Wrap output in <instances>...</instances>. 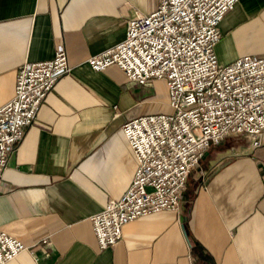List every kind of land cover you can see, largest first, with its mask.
I'll return each instance as SVG.
<instances>
[{
	"label": "crops",
	"instance_id": "1",
	"mask_svg": "<svg viewBox=\"0 0 264 264\" xmlns=\"http://www.w3.org/2000/svg\"><path fill=\"white\" fill-rule=\"evenodd\" d=\"M219 22V61L264 52V0H236ZM157 0H0V104L19 65L63 44L70 72L46 93L8 152L0 178V229L21 238L8 264H264V142L243 133L210 144L175 209L124 222L100 249L90 216L129 186L137 158L124 121L167 108L165 78L129 81L118 65L87 58L125 37L127 19ZM161 104V105H159Z\"/></svg>",
	"mask_w": 264,
	"mask_h": 264
},
{
	"label": "built area",
	"instance_id": "2",
	"mask_svg": "<svg viewBox=\"0 0 264 264\" xmlns=\"http://www.w3.org/2000/svg\"><path fill=\"white\" fill-rule=\"evenodd\" d=\"M236 0H157L128 17L125 37L91 54L101 70L118 65L129 81L165 78L167 108L126 120L122 132L137 158L129 186L90 216L100 249L116 244L122 224L178 207L187 176L210 144L243 133L264 142V52L219 61V22ZM51 58L19 65L12 98L0 104V178L8 152L37 117L46 93L72 66L63 44ZM31 246L0 229V264Z\"/></svg>",
	"mask_w": 264,
	"mask_h": 264
},
{
	"label": "rangeland",
	"instance_id": "3",
	"mask_svg": "<svg viewBox=\"0 0 264 264\" xmlns=\"http://www.w3.org/2000/svg\"><path fill=\"white\" fill-rule=\"evenodd\" d=\"M159 105H161V104H159ZM161 109H165V108H161ZM160 111V110H159ZM247 136V135H246ZM248 137V136H247ZM249 139V138H248Z\"/></svg>",
	"mask_w": 264,
	"mask_h": 264
}]
</instances>
